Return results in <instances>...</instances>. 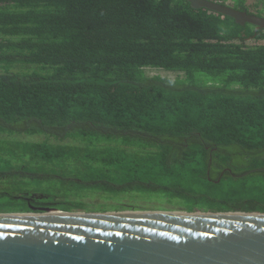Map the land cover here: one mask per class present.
<instances>
[{
  "label": "trees",
  "instance_id": "obj_1",
  "mask_svg": "<svg viewBox=\"0 0 264 264\" xmlns=\"http://www.w3.org/2000/svg\"><path fill=\"white\" fill-rule=\"evenodd\" d=\"M0 134V212L128 209L131 192L264 212L238 189L264 180V28L188 0H0Z\"/></svg>",
  "mask_w": 264,
  "mask_h": 264
},
{
  "label": "water",
  "instance_id": "obj_2",
  "mask_svg": "<svg viewBox=\"0 0 264 264\" xmlns=\"http://www.w3.org/2000/svg\"><path fill=\"white\" fill-rule=\"evenodd\" d=\"M188 1L264 28V16L212 0ZM0 264H264V212H0Z\"/></svg>",
  "mask_w": 264,
  "mask_h": 264
},
{
  "label": "rangeland",
  "instance_id": "obj_3",
  "mask_svg": "<svg viewBox=\"0 0 264 264\" xmlns=\"http://www.w3.org/2000/svg\"><path fill=\"white\" fill-rule=\"evenodd\" d=\"M230 2H231L230 0L226 1L227 4H230ZM248 7L252 13L260 12L261 14L264 15V0H248ZM146 73L150 76H162V77H168V78H176V76L178 75V73H176V72L166 71V70L161 69V68H149V67L146 69ZM0 137H5V136L0 134ZM35 139H39V138L35 137ZM131 146H134L136 150H139V151L143 150V147H141V146H138V145H131ZM230 186L237 188L236 184H234V185H231V184L223 185L224 188H229ZM221 189H222V187L218 186V188L215 191L216 196L219 195V193L221 192ZM238 189L243 190V191H248V192L261 193L264 191V180L258 182L257 184H254V185L247 184V185L240 187ZM251 189L253 191H251ZM128 201L135 202V203L139 204V205H131L132 208L136 207V208L168 209V208H162L160 206L155 207L156 206L155 204H157L158 202H162L163 200L157 194H154V193L131 192L128 194ZM94 209L95 210H86V211L116 210V209H96V208H94ZM212 209L213 208H195L193 211H195V210L205 211V210H212ZM216 209H218V208H216ZM187 211H191V210H187Z\"/></svg>",
  "mask_w": 264,
  "mask_h": 264
}]
</instances>
